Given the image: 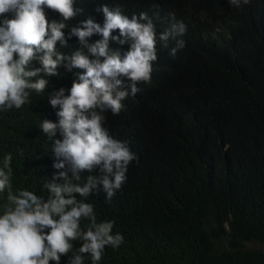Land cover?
I'll list each match as a JSON object with an SVG mask.
<instances>
[{
    "label": "clouds",
    "instance_id": "1",
    "mask_svg": "<svg viewBox=\"0 0 264 264\" xmlns=\"http://www.w3.org/2000/svg\"><path fill=\"white\" fill-rule=\"evenodd\" d=\"M82 1L91 8L85 16L78 0H0V111L8 110L10 130L23 140L0 165V194L7 193L0 264H60L69 253V264H84L85 255L99 264L124 234L112 232V221L97 223L95 209L101 213L104 203L122 218L116 198L146 199L163 189L135 186L147 139L140 124L188 26L159 1ZM229 3L241 9L251 0ZM12 164L21 178L39 175L29 183L34 191L13 190ZM195 170L206 183H237L223 170ZM220 209L207 213L216 218ZM223 227L232 238V218ZM74 241H81L75 251Z\"/></svg>",
    "mask_w": 264,
    "mask_h": 264
},
{
    "label": "trees",
    "instance_id": "2",
    "mask_svg": "<svg viewBox=\"0 0 264 264\" xmlns=\"http://www.w3.org/2000/svg\"><path fill=\"white\" fill-rule=\"evenodd\" d=\"M149 1L173 8L188 26L185 46L168 56L174 65L166 67L165 85L152 93L140 124L147 139L135 186L163 189L146 199L116 198L123 219L104 203L101 213L95 209L97 223L112 221V232L124 234L119 248H105L99 264H264V0L241 9L229 0ZM77 9L79 16L91 12L82 0ZM19 142L8 110L0 111V165ZM205 166L237 183H206L195 170ZM25 178L13 169L14 191L35 190L29 183L39 175ZM6 196L0 194V214ZM213 207L222 211L216 218L207 213ZM230 218L232 238L223 227ZM89 224L84 219L81 228ZM73 245L78 250L81 241ZM71 255L60 264H69ZM84 264H92L90 256Z\"/></svg>",
    "mask_w": 264,
    "mask_h": 264
}]
</instances>
